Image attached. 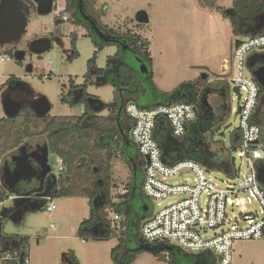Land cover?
I'll return each mask as SVG.
<instances>
[{
	"label": "rangeland",
	"instance_id": "374dc122",
	"mask_svg": "<svg viewBox=\"0 0 264 264\" xmlns=\"http://www.w3.org/2000/svg\"><path fill=\"white\" fill-rule=\"evenodd\" d=\"M231 2L232 0H97V7L94 8L96 14L100 10L98 17L102 24L119 29L120 33H137L136 35L149 42L152 59L149 73L152 79L150 81L144 77L148 102H162L165 99L164 94L176 92L182 83L187 82L195 84L199 81L200 89L209 91L208 104L222 115V121L218 123L220 131L213 137L210 147L216 161L235 157V151L230 148V135L238 128L235 110L238 109L239 102L231 83L232 78L236 77L235 67L232 66L233 50L238 41L248 38L243 34L244 30H233L230 21L220 13L231 8ZM61 5L58 4V10ZM58 10H52L47 16H39L32 11L21 40L0 46V59H5L0 60V86L10 76H15L20 79V83L30 86L33 91L48 98L52 105L51 115L76 116L83 112L82 106L69 107L62 104L60 92L70 76L78 80V83L82 82L94 46L91 40L84 36V31L70 22L63 20L62 23L55 24ZM138 11L147 13V24L135 25V15ZM121 17L125 20L119 25L116 22ZM72 32L78 35L75 49L71 45ZM38 36L49 37L51 44L40 56L28 51L29 44ZM16 51L25 52L21 64L14 59ZM75 51L78 56L73 58ZM115 52L114 46H106L100 50L96 57V66L104 68L107 57L114 56ZM253 53L264 51L253 50L245 55L243 74L246 79L252 78L247 59ZM132 61L136 62L133 55ZM29 65L32 67L31 72L27 71ZM50 73L52 76L48 78ZM202 75H205L204 79ZM222 87L228 89L225 90L226 96L217 94ZM113 90L108 85L91 92L102 102L112 103ZM1 97L2 94L0 119L4 117ZM21 113L17 118L21 117ZM38 131L36 136H40V130ZM4 141L5 137L0 134V164L8 153V144H11V140H8L9 143ZM74 144L75 141L70 140L66 146L70 148L74 147ZM57 158L49 155V162L54 171L59 167ZM123 161L119 157L112 161V180L117 185V190L112 192L113 198L120 195L130 176V169ZM235 167L240 171L239 176L249 173V165L244 158H236ZM209 171L216 179L225 177L223 173L217 175L215 170ZM186 178H190L188 171L169 181L182 183ZM77 184H80L79 180ZM173 201V198H168L159 205L156 202L153 204L155 210H158ZM203 201L204 198L200 202ZM52 203L56 207L53 212L48 213L45 208L26 212L19 223L12 222L10 215L6 213L12 208L13 201L9 199L1 203V234L14 240L24 237L28 239L25 253L30 264H69L67 258L71 255L75 256L79 264H113L111 250L118 244L116 238L95 241L90 237L81 238L76 233L77 226L89 218L92 204H89L88 198L78 193L77 197L73 195L69 198H54ZM149 204L152 205L150 201ZM113 212V209L106 211L109 219H112ZM128 247L135 248L129 244ZM173 259L176 264H194L195 261L203 259V256L187 253L181 256L173 255L168 261L166 253L143 252L133 264H172ZM232 264H264V237L256 241L235 243Z\"/></svg>",
	"mask_w": 264,
	"mask_h": 264
},
{
	"label": "trees",
	"instance_id": "16d2710c",
	"mask_svg": "<svg viewBox=\"0 0 264 264\" xmlns=\"http://www.w3.org/2000/svg\"><path fill=\"white\" fill-rule=\"evenodd\" d=\"M23 1L27 5L28 3L34 5L33 0ZM71 1L67 0L68 3ZM80 1L90 11L95 0ZM231 10V15L225 14V11H221V13L225 19L230 21L233 30L240 31L242 29L244 30L243 34L248 37L256 31L260 33L255 35L264 34V26H259L260 16L264 13V4L261 0H232ZM67 11H72L70 5H68ZM75 16L80 18L78 14ZM91 18L89 17L90 20ZM81 24L84 26L83 22ZM108 31L111 35V42H120V47L123 50L120 53V64L119 61H112L114 67L109 80L117 90L113 93V102L108 109L109 115L103 116L100 111L87 108L80 116L65 117L60 120L59 135L57 139L54 137L51 152L62 160V172L57 178L58 185L51 184L49 197L41 199L38 203L43 204L42 210L50 203L51 199L82 194L88 198V202L92 206L89 218L80 223L76 233L81 238L90 237L98 241L116 238L118 244L111 250L113 264H133L137 256L143 252L166 253V259L169 261L173 255L181 256L187 253L166 243L144 242L139 235L141 222L150 214L145 212V208L150 207L151 209L152 207L148 199L141 193L145 163L136 146L129 139L127 128H131V124L126 116L125 107L129 103H134L141 109L175 103L194 104L197 108V119L187 126L186 133L181 138L172 136L164 118L158 119L154 139L161 151L162 160L168 165L189 160L200 164L207 171L211 169L232 177L231 158L216 161L213 151L210 150L213 137L220 131L218 123H221L222 116L216 117L210 106L204 105V99L209 91L201 90L199 81L195 84L182 83L176 92H172L170 95L164 94L165 99L162 102H148L144 77L146 76L151 81V73L149 75L141 74L135 67L137 61H132V55L140 59L149 69L152 65L149 42L128 31L122 34L113 30ZM71 36L72 46L75 47L77 36L75 33ZM89 36L97 48L93 58L87 62L91 67L98 52L108 43L99 40L94 34ZM263 55L264 53H253L248 57L247 65L249 67L251 64L253 67L259 66L255 64V61L261 60L260 56ZM136 87L141 90H136ZM120 88L122 92H120ZM259 88V103L263 108V117L259 119L260 124L258 123V125L261 131H264V89L260 86ZM142 89H144L145 95H142ZM225 92L223 91L224 94ZM97 106L99 105L97 104ZM258 106L259 104L256 109ZM21 114V117L15 119L5 117L0 119V134L5 137L4 143H9L8 140H11V144H8L9 149L16 148L28 136H36L39 133L42 121L34 118L29 111L24 110ZM70 140L75 141L74 147L66 146ZM240 145L241 134L237 128L230 135V148L235 151ZM101 152L103 153L101 154ZM102 156L106 159V167ZM118 157L132 168V174L133 167L135 170L133 178L126 187L127 191L113 198L114 189L111 186L110 173L108 171L103 174V169L104 167L107 169L109 163ZM77 161L79 165L76 164ZM74 163L75 167H73ZM93 166H97L96 172L93 171ZM138 172L140 177H138ZM78 180L80 181L79 185L77 184ZM11 196V193L3 187L0 181V204ZM111 209L118 216L116 221L109 219L106 214V211ZM0 236H2L1 229ZM16 240L19 249L25 252L28 239L24 237ZM128 244L134 245L135 248L130 249ZM198 255L203 256V259L195 261L194 264H212L211 254L201 253ZM67 261L70 264H77L74 259L69 258ZM172 264H176L175 260Z\"/></svg>",
	"mask_w": 264,
	"mask_h": 264
},
{
	"label": "built area",
	"instance_id": "2783aa9c",
	"mask_svg": "<svg viewBox=\"0 0 264 264\" xmlns=\"http://www.w3.org/2000/svg\"><path fill=\"white\" fill-rule=\"evenodd\" d=\"M253 50L264 51V34L249 36L235 45L232 66L236 77L231 81L240 94L235 113L241 145L235 150L234 159L247 161L249 173L246 175L239 176L240 171L234 165L232 177L225 175L224 179H216L196 162L184 160L168 165L162 160L154 139L158 119L164 118L172 136L181 138L187 126L197 119L194 104L175 103L151 109H141L134 103L126 105L125 113L131 120L129 137L145 163L141 192L152 203L150 214L139 228L144 242L166 243L190 254L208 253L212 255V264H232L235 243L264 237V186L256 170L259 164L264 165V137L253 119L260 88L253 76L246 79L243 74L244 57ZM56 161L60 169L62 160ZM184 171L189 172L190 178L182 183L169 181ZM168 198L174 201L155 210L153 202L159 205ZM55 209L51 202L45 207L46 212ZM117 219L113 213L112 220ZM0 264H30V261L19 247L0 248Z\"/></svg>",
	"mask_w": 264,
	"mask_h": 264
},
{
	"label": "flooded vegetation",
	"instance_id": "af4514ba",
	"mask_svg": "<svg viewBox=\"0 0 264 264\" xmlns=\"http://www.w3.org/2000/svg\"><path fill=\"white\" fill-rule=\"evenodd\" d=\"M33 4L34 5L32 6L28 3V6L30 7L31 12L32 11L36 12V4L34 2H33ZM68 5H70V7L72 8V11H67ZM57 6H58V2L56 0H54L53 11L58 10ZM95 6H96V0L94 1L93 7L90 11H89V9L85 8L86 6H84L83 2H81L80 0H72L70 3H68L67 0H62V7H61V9L58 10V12L56 13V16H55V24H60L63 22V20L70 22L73 26L82 29L84 31V36L89 38L91 40L92 44H93V41L89 35L94 34L99 38V40H103V41H105V43H108L102 49H104L106 46H114L116 48V52H115L114 56H108L107 57L106 65L104 68H98L96 66V60L91 67L88 66V64H86L87 71L83 75L81 83H78L77 82L78 80H75V78L70 76L67 80V84H64L62 87V90L60 92V99H61L62 104L68 105L69 107L76 106V105L82 106L83 112L81 114L84 113L85 109L90 108L93 111H98V112L100 111V113H104L103 116H107V115H109L108 109L112 103L102 102L94 94V92H91V90L94 91V89L102 88V87H105L108 85L114 89L113 93L117 90L115 87H113L111 85L109 78L111 77L113 67H114L112 61L113 60L119 61V64H120V53H122L123 50L120 47V44H119L120 42H118V41L116 43L111 42V40H110L111 35L108 31L109 29L104 24H102V22L100 21V19L98 17L100 10H99L98 14L95 13V11H94ZM229 9H231V8H229ZM75 14H78L80 16V18L76 17ZM230 14H232V10L230 11ZM89 17L90 18L94 17V18H91V20H90ZM82 22L84 23V26L81 24ZM73 33H75V32H72L70 34L71 45H72V36L71 35ZM100 33H102L101 34L102 36L100 35ZM120 34H122V33H120ZM76 36L78 37L77 34H76ZM50 46H51V44H50L49 37L38 36L32 41V43L29 44L28 51L32 52V53H36L38 56H40L41 53L48 50L50 48ZM93 46H94V52L97 51V48L95 47L94 44H93ZM73 48L75 49V47H73ZM16 52H18V51H16ZM20 52H22V51H20ZM75 52L72 54L73 58H75ZM94 52H93V54H94ZM23 53L25 56V52H23ZM92 58H93V55L90 59H92ZM260 58H261V60L258 61V59H257V61H255V64L260 65V64L264 63V55L260 56ZM23 59H24V57H23ZM7 60H8V58H7ZM136 61H137V65H135V67H136V69H139V67L144 63H142L141 60L138 58H136ZM21 62L22 61H20V62L17 61V63H19V64H21ZM27 71L28 72L32 71V67L30 65L27 67ZM148 75H149V72H148ZM51 76H52L51 73L47 75L48 78H51ZM19 80L20 79L15 77V76H10L5 81V83L2 86H0V94H2L1 99L4 96L12 97L13 99L21 102L25 106L22 109V111H24V110L29 111L33 115L34 118L40 119L42 121L40 124V136L30 135L27 138H25L22 141V143H20L16 148L8 149V151H7L8 153L5 154L4 159L0 164V175L2 174L3 169L5 168L6 165L12 166L11 158L16 157V156L21 155V154L26 155L30 152H34V151L38 150L40 147H43L44 145H46L48 148V164L51 167V173H53L56 177L53 184L58 185L57 178H58L59 173L62 172L63 167L61 165L60 169L58 168L57 171H54L51 163L49 162V155H54L51 152V149H52L51 147H52V143L54 141V137H55V139H57V136L59 135V130H60L59 128L61 127L60 120L65 118V117H75V116L51 115L50 112L52 110V105H51L50 101L48 100V98L42 94L36 93L35 91H33L30 88V86H28L24 83H20ZM138 89H140V88L136 87V90H138ZM119 90H120V92H122L121 88ZM225 90H228V89H225L222 87L217 91V94L226 96L227 92H225V94L223 93V91H225ZM142 95H145L144 89H142ZM42 97H44L48 100L49 105H50V110L46 114V116H44L43 118H38L35 115L34 111H32V109L29 107H30V105L34 104L33 102H35V100L42 98ZM208 97H209V93H207L206 99H208ZM112 102H113V100H112ZM97 104L99 106H97ZM208 105L210 106L212 113L216 117L222 116L221 112H215L214 111L213 107H211L212 106L211 104H208ZM80 115H76V116H80ZM38 146H39V148H38ZM22 147H24L23 150H20V148H22ZM32 165L35 168L37 167V165L35 163H33ZM51 184L52 183L50 182V184L48 185V188H51ZM35 187H36L35 189H38L39 185L37 184ZM43 191L44 190H40L39 192L34 193L35 194L34 196L36 197L37 200L42 199V198H37V197L40 194H42ZM150 211H151L150 207L147 208V210H145V212H149V213H150Z\"/></svg>",
	"mask_w": 264,
	"mask_h": 264
},
{
	"label": "water",
	"instance_id": "95a60500",
	"mask_svg": "<svg viewBox=\"0 0 264 264\" xmlns=\"http://www.w3.org/2000/svg\"><path fill=\"white\" fill-rule=\"evenodd\" d=\"M261 1L264 4V0ZM33 2L36 4V13L39 16H47L53 10L54 0H33ZM230 11L231 9L226 10L225 14L231 15ZM30 12V7L23 0H0V46L16 43L21 40L26 30ZM135 22L147 24L149 22L147 13L145 11H138L135 15ZM260 22L259 26H264V13L260 16ZM258 33L260 32L256 31L251 36ZM23 57V52L18 51L14 54L15 61L20 62ZM251 66L253 67L252 64ZM251 66L249 67L251 75L258 85L264 89V63L253 68ZM138 71L146 75L149 69L146 64H142ZM202 78L204 79L205 75H202ZM232 89L237 94V99L239 100V88L235 86ZM33 103L29 108L34 111L35 115L38 118L46 116L50 110L48 100L42 97ZM204 105H208L206 99H204ZM1 107L5 118L15 119L25 106L10 96H4L1 99ZM23 148H20V150H23ZM144 159L146 164H148V158L145 157ZM11 162L12 166L6 165L3 169L0 181L3 187L12 195L7 200L11 199L13 206L6 213L10 215L12 222L19 223L26 212L41 210L43 204L38 203L40 200L36 199L34 193L44 190L37 198H48L50 189L48 185L50 182L53 183L56 177L51 173V167L48 164V148L46 145L26 155L21 154L13 157L11 158ZM33 163L37 165L36 168L33 167ZM231 165L232 167L235 165L234 157H231ZM256 170L258 180L264 186V165L259 164ZM35 184L39 185L38 189H35ZM3 240L4 237L2 235L0 236V242L3 243Z\"/></svg>",
	"mask_w": 264,
	"mask_h": 264
},
{
	"label": "crops",
	"instance_id": "0c3cea01",
	"mask_svg": "<svg viewBox=\"0 0 264 264\" xmlns=\"http://www.w3.org/2000/svg\"><path fill=\"white\" fill-rule=\"evenodd\" d=\"M57 2H58V4H62V0H56ZM97 1V0H96ZM232 3V2H231ZM62 6V5H61ZM61 8V7H60ZM59 8V9H60ZM221 13V12H220ZM221 15H222V13H221ZM223 16V15H222ZM127 19H129V18H127ZM123 20H125V19H123V17H121V18H119V21H117L116 23H118L119 25L121 24V21H123ZM136 23V22H135ZM136 26H138V24L136 23L135 24ZM106 27L108 26V25H105ZM109 30H113V31H115V32H117V33H120L119 32V29H114V28H112V27H110V26H108L107 27ZM130 33H132V34H137V33H134V32H130ZM240 41H238L237 43H239ZM236 45V44H235ZM234 45V46H235ZM78 56V54L75 52V58ZM113 100V99H112ZM262 112H263V108L262 107H260V103H259V106H258V108L256 109V112H255V114H254V117H253V119H254V122L258 125V121H259V119L261 118V117H263V115H262ZM101 115H103V113H101ZM129 119V118H128ZM129 121H130V124H131V120L129 119ZM260 124V123H259ZM259 126V125H258ZM129 129L130 128H127V132H128V135H129ZM262 135H263V137H264V131H262ZM129 139H130V137H129ZM103 152H101V154H102ZM102 157H104V156H102ZM57 159H59V158H57ZM56 159V160H57ZM117 159V158H116ZM105 157H104V165H105V167H106V163H105ZM115 160V159H114ZM124 163H125V161H123ZM126 164V163H125ZM78 165H79V163H78ZM77 165V166H78ZM127 165V164H126ZM76 166V165H75ZM104 167V169H103V174H105V172H107L108 173V171H109V173H110V177H111V186L113 187V189L114 190H117V185L113 182V180H112V162H110L109 163V166H108V168L106 169ZM127 167L130 169V176H129V178H128V180H127V182L124 184V186H123V189H122V192L120 193V195H122V194H124L127 190H126V187H128L127 185H128V182L133 178V176H134V170H135V167H133V174H132V168H130L128 165H127ZM92 169H93V171L94 172H96L97 171V166H93L92 167ZM107 170V171H106ZM100 181V180H99ZM101 183L99 182V185H100ZM142 185V184H141ZM142 193V192H141ZM113 194V193H112ZM143 195V194H142ZM75 197H77V195H75ZM84 197H86V196H84ZM62 198H66V197H62ZM67 198H69V197H67ZM87 198V197H86ZM115 201H117L116 199H115ZM51 203L53 202V199H51V201H50ZM56 210V209H55ZM53 212V211H52ZM48 213H51V212H48ZM79 226V225H78ZM78 226H77V229H78ZM91 231V230H90ZM77 232V231H76ZM4 237V242L3 243H1L0 242V248H3V249H16V248H18V242H17V240L15 239H11V238H8V237H6V236H3ZM6 237V238H5ZM95 241H98V240H95ZM26 254V253H25ZM74 259L75 260V262H77V264H79L78 263V261L76 260V258H75V256L74 255H71V256H69L68 258H67V260L68 259ZM68 262V261H67ZM69 263V262H68ZM70 264V263H69Z\"/></svg>",
	"mask_w": 264,
	"mask_h": 264
}]
</instances>
